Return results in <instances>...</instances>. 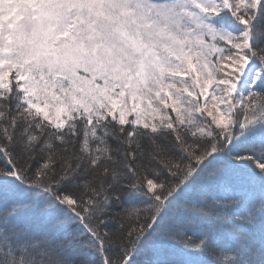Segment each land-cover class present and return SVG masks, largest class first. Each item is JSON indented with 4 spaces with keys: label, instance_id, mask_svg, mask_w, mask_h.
<instances>
[{
    "label": "snow or ice",
    "instance_id": "obj_1",
    "mask_svg": "<svg viewBox=\"0 0 264 264\" xmlns=\"http://www.w3.org/2000/svg\"><path fill=\"white\" fill-rule=\"evenodd\" d=\"M0 264H264V0H0Z\"/></svg>",
    "mask_w": 264,
    "mask_h": 264
}]
</instances>
